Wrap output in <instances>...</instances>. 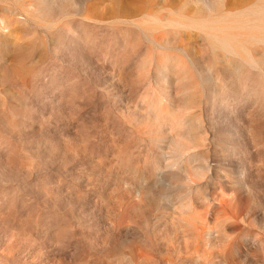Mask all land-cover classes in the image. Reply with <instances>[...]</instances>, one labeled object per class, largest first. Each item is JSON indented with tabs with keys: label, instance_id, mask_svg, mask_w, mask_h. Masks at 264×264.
Returning <instances> with one entry per match:
<instances>
[{
	"label": "rangeland",
	"instance_id": "1",
	"mask_svg": "<svg viewBox=\"0 0 264 264\" xmlns=\"http://www.w3.org/2000/svg\"><path fill=\"white\" fill-rule=\"evenodd\" d=\"M0 264H264V0H0Z\"/></svg>",
	"mask_w": 264,
	"mask_h": 264
}]
</instances>
